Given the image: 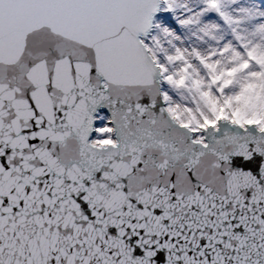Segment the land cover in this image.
<instances>
[{
  "label": "snow or ice",
  "instance_id": "obj_1",
  "mask_svg": "<svg viewBox=\"0 0 264 264\" xmlns=\"http://www.w3.org/2000/svg\"><path fill=\"white\" fill-rule=\"evenodd\" d=\"M0 264H264V0H0Z\"/></svg>",
  "mask_w": 264,
  "mask_h": 264
}]
</instances>
